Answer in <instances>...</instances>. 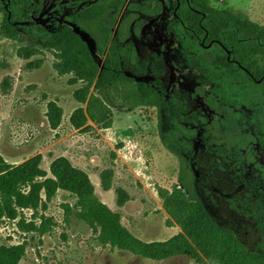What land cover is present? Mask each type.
Segmentation results:
<instances>
[{
    "label": "rangeland",
    "instance_id": "374dc122",
    "mask_svg": "<svg viewBox=\"0 0 264 264\" xmlns=\"http://www.w3.org/2000/svg\"><path fill=\"white\" fill-rule=\"evenodd\" d=\"M82 1L72 0L71 3ZM3 2L8 3L7 9L18 21V0H0V6ZM208 6L231 8L245 14L252 23L264 25V0H208ZM163 9L164 3L160 0H122L119 14L122 25L111 39L120 54L126 76L132 78L137 73L132 70L130 62L134 55L131 57L133 46L127 44L124 34H120V27L136 21L139 30L147 19L163 14ZM2 16L0 10V29L4 23ZM18 26L20 30L17 31L26 36L24 43L0 35V65L3 66L0 67V165L15 167L39 158L41 169L50 177V164L57 159H66L72 167L87 174L95 195L112 212L120 214L122 226L134 237L153 243L166 242L177 235L180 232L177 227L166 226L169 217L157 196V188L171 191L177 185V160L161 142V138H167L166 118L161 119L163 124L158 126L157 110L131 107L123 98L125 91L107 87L104 97L112 112V128L100 130L89 121L78 128V116L85 115L92 88L87 89L72 74L59 76L53 69L52 55L41 47L43 37L23 24ZM177 29L182 35L184 70L196 83L197 93L204 96L206 103L231 118L232 122L243 114L244 109L250 108L252 101L264 104L263 85L256 88L226 74L215 63L218 47L198 51L182 28ZM26 45L35 46L40 54L28 60L17 57V50ZM190 47L197 55L189 54ZM143 59L136 60L138 66ZM97 61L101 64L103 58ZM153 69L152 75L157 73V68ZM141 80L150 81V75L133 79L134 82ZM236 136L246 142L258 137L264 147V117L261 118L259 134L252 137L248 133H237ZM245 156L249 158L247 149ZM107 168L114 172L108 192L100 183V174ZM116 190H123L129 197L123 207L115 203ZM196 194L206 212L219 225L231 229L248 250L257 249L262 233L253 221L227 210L224 201ZM41 196L44 201V195ZM75 201L69 193L58 191L52 200L46 202L45 209L38 210V216L54 223L51 233L41 238L17 232L16 222L1 223L0 246L26 242L20 264H207L205 260L197 263L189 257L151 261L103 246L97 241V234L76 217ZM66 206L71 210L67 219ZM23 216L30 220L32 211H25Z\"/></svg>",
    "mask_w": 264,
    "mask_h": 264
},
{
    "label": "trees",
    "instance_id": "16d2710c",
    "mask_svg": "<svg viewBox=\"0 0 264 264\" xmlns=\"http://www.w3.org/2000/svg\"><path fill=\"white\" fill-rule=\"evenodd\" d=\"M164 7L177 8L176 17L182 30L193 40L204 38L219 41L229 51L232 61L251 69L263 71L264 25L249 21L248 17L231 8L214 9L208 0H164ZM121 8V3H116ZM145 12V11H144ZM82 21L86 23L87 35L94 41L91 52L87 45L67 27H59L51 32L37 29L43 37L41 47L53 57V69L59 76L74 75L87 89L92 88L85 115L78 116L76 126L82 127L89 121L100 130L112 128L113 118L110 105L104 97L105 89L125 91L123 98L131 107L158 108L162 101L146 84L132 83L124 75L121 58L116 46H109L110 56L100 64L110 41V30L105 24V5H90L80 10ZM117 14L110 19L113 28ZM4 21L0 35L8 40L26 41V36ZM17 57L28 60L40 51L33 45L17 50ZM225 69L226 55L222 51ZM32 65V63L30 64ZM0 67H3L2 64ZM236 75V71L230 70ZM167 110H175L173 106ZM164 148L179 160L177 185L167 189L157 188V196L162 209L169 219L166 226L177 227L180 232L166 242L145 243L122 226L121 216L112 212L95 195L94 186L87 174L71 166L66 159H57L50 164V177L41 169L40 159L35 158L12 167L0 165V224L16 222L17 232L33 234L41 238L50 234L54 223L49 218L38 216V210L46 208V202L54 198L58 191L69 193L76 199V217L97 234V241L103 246L116 248L151 261H164L173 257H189L197 263L207 264H264V229L254 250H248L240 243L234 232L219 225L205 210L197 196L192 167L181 154L187 150L172 137L161 138ZM119 149V148H118ZM114 157V156H113ZM114 177L112 169L100 174L101 188L109 191ZM116 205L123 207L129 197L123 190H116ZM44 195V201L41 195ZM65 219L71 214L68 206ZM32 211L30 220L23 216ZM246 216L248 214L244 212ZM258 219V215H253ZM26 242L15 246H0V264H20L25 254Z\"/></svg>",
    "mask_w": 264,
    "mask_h": 264
},
{
    "label": "flooded vegetation",
    "instance_id": "af4514ba",
    "mask_svg": "<svg viewBox=\"0 0 264 264\" xmlns=\"http://www.w3.org/2000/svg\"><path fill=\"white\" fill-rule=\"evenodd\" d=\"M71 2L72 0H18V21L7 9V2L2 3L0 10L3 20L18 30V24L29 27L33 33H37V29L51 32L59 27L72 30L71 25H76L87 34V22L82 21L79 12L90 5L102 3L105 5L104 22L110 30L109 45L104 55L99 57L104 61L110 56L111 36L122 25V18L119 17L121 8L118 9L116 4L122 5V0H84L77 4ZM135 8L144 11L140 7ZM176 11L177 8L173 10L172 5L164 7L163 14L147 19L139 30L135 26L136 21L120 27V34H124L127 44L133 46L131 57L134 55L130 62L137 75L132 78L126 76L121 62L122 71L132 83L136 77L150 75V81L141 82L151 87L162 101L158 108H154L159 113L157 125L163 124L161 119L166 118V135L172 137L174 142L182 144L183 150H187L181 155L192 167L196 193H201L210 200H215V197L224 201L227 210L242 219L253 221L257 230L264 229V147L260 145L258 137L252 142H246L245 139L238 140L236 136L237 133H248L251 136L259 134L261 118L264 117V104L252 101L250 108L244 109L243 114L232 122L231 118H226L217 108L206 103L204 96L197 93L196 83L184 70V49L180 44L182 35L177 31L181 22L176 17ZM113 13L118 16L113 28H110ZM206 38V34L199 40L190 37L192 46L201 52L218 47L219 55L215 63L220 70L239 82L256 88L264 86V69L259 72L256 67L250 70L243 67L230 59L229 51L219 41L207 42ZM188 51L191 55H197L192 47ZM222 51L226 55L227 69L222 64ZM141 57L144 59L141 66H138L136 60ZM262 65L264 67V62ZM154 67L157 68V73L152 75ZM230 70L237 74H231ZM166 105H174L176 109L167 110ZM246 149L248 159L245 156ZM172 155L179 166L177 156ZM253 213L259 218H254Z\"/></svg>",
    "mask_w": 264,
    "mask_h": 264
},
{
    "label": "water",
    "instance_id": "95a60500",
    "mask_svg": "<svg viewBox=\"0 0 264 264\" xmlns=\"http://www.w3.org/2000/svg\"><path fill=\"white\" fill-rule=\"evenodd\" d=\"M71 28L73 33L76 34L87 45L88 49L92 52L95 47L94 41L86 33H83L76 25H71Z\"/></svg>",
    "mask_w": 264,
    "mask_h": 264
}]
</instances>
